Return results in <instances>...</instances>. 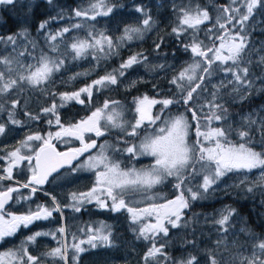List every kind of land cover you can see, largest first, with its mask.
<instances>
[{
	"label": "snow or ice",
	"instance_id": "1",
	"mask_svg": "<svg viewBox=\"0 0 264 264\" xmlns=\"http://www.w3.org/2000/svg\"><path fill=\"white\" fill-rule=\"evenodd\" d=\"M46 2L51 4L52 0ZM15 3L16 0H0V5ZM118 8H123V5L114 4L112 0H89L87 7L73 9L72 16L82 18L85 22L97 21L98 17H109ZM174 8L176 26L172 28L171 35L179 41L181 36L191 30L189 35L191 42L188 44L180 42L184 51L190 52L193 62L183 67L169 81L176 88V92L170 98H150L147 94L133 97L134 122L123 118V112L117 110L121 107L120 103L115 100H105L102 105L94 107L90 115L75 123L61 122L59 114L61 108L70 102L87 107L92 102L94 89L99 91L115 86L119 83L118 77L123 78L134 65L146 64L147 56L142 51L136 52L118 68L106 72L76 91L59 93L49 91L53 103L42 108L41 112L45 117H52L46 119V123L50 127L55 126L57 130L54 132L49 130L46 134L40 132L26 134L25 138L11 150L7 147L0 149L5 153L0 156V161H7L6 167H0V243L14 237L21 228L27 229L35 222L49 220L53 218L54 213L62 214L65 208L80 212L86 205L94 203L96 208L101 210L113 213L123 211L129 214L131 230L136 233V238L148 241L151 245L142 257L143 264H201V260L195 255L173 261L166 251V242L160 238L167 237L170 228H188L191 221L185 220L184 216L185 210L190 208V202L204 199V194L210 189L215 191L222 178L229 173L259 169L261 176L257 183L264 184V116L258 112L248 113L241 117L236 127H233L228 122V112L224 104L217 102L218 99H224L220 94V88L231 85L232 90L228 95L246 100L258 80L264 84V71L259 76L250 73V66L253 64L251 55L256 49L249 48L252 26L248 23L257 9L264 11V0H229L228 5L217 8L215 22L206 29L208 34L206 38L209 41L207 44L199 39L198 33L201 25L212 20L209 12L199 7L174 6ZM129 11L143 17L139 26H125L122 35L115 41L104 31L94 33L89 30L87 38H73L72 43L65 44L72 51V59L92 55L99 66L101 60L118 55V50L126 42L143 39L144 34L151 31L156 22L146 5L134 3ZM57 18L63 20L65 17L61 12L57 17L44 20L38 25V31L46 33L45 39L53 52L57 51L55 42L58 39L63 40L65 34L84 26L82 23H74L53 32L48 26ZM28 36L27 29L0 36V45H3L6 51L8 46H11V52H16L17 39L27 41ZM162 43L161 38L155 45L157 51ZM36 47V43L31 42V48L35 50ZM25 52H28L27 48L16 56L0 55V65H3V69H0V96L13 92L19 94L26 86L36 88L54 85V74L65 67L63 59L53 58L43 51L37 57H33L34 63L24 64L19 57L24 56ZM28 56H31L30 52ZM257 64L264 66V55L259 57ZM158 67L163 69L166 66ZM213 71L223 72L231 78L222 80L219 87L209 93L210 98L201 102V94L207 90L205 78L210 77ZM83 75L87 73H77L69 77V80H75ZM137 83L138 81L132 80L127 86L135 87ZM155 87L156 85H153L154 89ZM40 90L48 91L45 87H40ZM260 90L264 91V88ZM57 96L59 104L55 102ZM19 105V99L12 100L7 109L0 103V111H7V124H22V121L15 118ZM156 105H161V108L153 115L152 109ZM170 106H182L184 111L175 115H165L166 111H170ZM25 115L29 120L40 119V115L27 112ZM214 122L221 124L213 127ZM6 126L4 121H0V135L5 134ZM193 126L195 140L190 142L189 135L193 131ZM254 127L256 136L252 135ZM113 129L120 131L121 136L116 140L117 143L125 144V147L120 148L105 141L99 146L96 154H89L80 161L79 158L85 153L98 147L95 139L85 142L86 134L91 133L100 138L110 134ZM141 131H144L143 136L140 135ZM233 135L236 137L235 140L232 139ZM72 137L80 141L81 147L60 152L52 143L53 140L67 143L68 138ZM129 138L139 142L130 143ZM33 142L39 144L33 147ZM108 149L115 154H127L130 160L146 156L151 157L152 161L140 168L122 167L120 160L108 155ZM25 150L28 154H24ZM73 161L77 163L74 165ZM24 162H27L30 176L26 182L21 183L14 180L13 172L14 169L19 170V166ZM65 166H69L72 172H91L95 178L92 187L83 192H70L69 203L63 207L55 196L45 193L49 195L48 205L36 204L34 208H29L26 213L19 215L5 210V205L13 200V193L27 189L29 195L23 199L31 200L38 191H42V186L49 182V177H52L53 173L59 174V170ZM169 178L175 181L171 185L176 192L174 198H164L161 203L149 202L144 207L130 206L133 203L132 196L147 192L165 183ZM4 181H14V186L3 187ZM255 186L256 184H253L245 190L251 192ZM234 215L238 216L236 209L225 206L218 213V219L212 217L217 231L225 234L230 229L234 231L235 224L232 222ZM239 219L242 221L244 218ZM79 231L87 238L80 239L76 234H71L69 241V234L63 225L55 231H36L18 246L0 250V264H43L45 257L59 261L60 264H68L69 252L72 253V264H79L82 253L98 246L113 245L112 225L107 222L101 221L95 226L89 224ZM239 232L246 234V244H241L240 251L236 254H229L224 264H264V237L244 226L239 228ZM39 237H51L57 241V246L39 255H33L29 247L35 245ZM189 243L195 247V242ZM220 243L217 241V247ZM244 252L249 254L245 255ZM206 259H209V264H221L215 255Z\"/></svg>",
	"mask_w": 264,
	"mask_h": 264
},
{
	"label": "trees",
	"instance_id": "2",
	"mask_svg": "<svg viewBox=\"0 0 264 264\" xmlns=\"http://www.w3.org/2000/svg\"><path fill=\"white\" fill-rule=\"evenodd\" d=\"M88 2L89 0H52V3L49 4L46 2V0H16L14 5H0V36H7L27 29L29 32L27 41H24L22 38H18L17 44L19 46L24 41L25 45L23 46V50L27 48L28 52L31 53L30 57H37L42 51L51 56L57 57L62 55V53L59 51L53 52L46 42V33L43 31H38V25L42 21L48 20L52 17H57V14L61 12L64 14L65 18L63 20L57 18L55 22L49 24L48 27L50 30L56 31L63 27H69L74 23H82L84 25L80 29L72 30L69 32V35L66 34V38H72L76 36L87 38V33L89 30H92L94 33L95 31H102L103 28L101 25H106L112 27L114 31L111 34H109V31H105V29L103 31L106 32L107 35L112 36L113 40L115 41L117 37L122 35L123 28L125 26H139V22L143 17L137 13H131L129 11L134 3L146 5L150 10L153 20L156 22L152 30L144 34L143 39H134L131 42H126L125 45L118 50V55L112 56L107 60H101L99 66H97L95 58L93 57V68L85 71L82 69L78 72L87 73V75L79 76L75 80H69L70 76L65 75L63 76L62 83L57 84L55 81L54 85L49 84L40 86L45 87L48 90L45 92H41L40 87L32 88L26 86L24 87L23 91L19 92V94L13 92L14 96L12 98L7 97V94L0 96V102L4 104L5 109L9 107L12 100H20V105L17 106L16 109L15 118L22 121V125L24 127H32L41 134H46V132L49 130L53 132L56 131L57 128L55 126L50 127L46 123V119H51L52 117H45L41 112L42 108L48 107L51 103H53V97L48 94L49 91L57 93L74 91L82 84H89L90 81L95 77H99L106 74V72H111L114 68H118L125 58H128L133 53L141 51L147 56L146 64L134 65L126 73L140 68L147 72L148 75L152 77L151 79L149 77L147 82L138 83L135 85V87L124 88V77H118L119 83L117 85L104 88L100 91L95 90L93 93L92 102L91 104H88L87 107L84 105H79L76 102H70L64 108H61L59 113L61 122L64 124L69 122L75 123L81 118L90 115L91 110H94V107L100 106L105 100L118 101L123 105L129 106L128 110L134 112L132 111L133 97H140L144 94H147L150 98H170L172 94L176 92V90H165L171 86V84L166 80L155 81L154 77L157 76V74H159L161 71L174 67L177 62L181 60L193 59L190 52L184 51L180 42L182 41L184 44L191 42L189 40L191 30H189L188 34L181 36L179 41L175 36L171 35L172 28L176 26V11L174 6H185L191 8L199 7L200 9H206L209 11V15L212 17V20L201 25L200 31L198 33L199 39L203 40L204 43L207 44L209 41L206 38L208 35L206 29L211 27L215 22V18L218 15L216 9L229 4V0H112L114 4L123 5V8H118L109 17H98L97 21L85 22L82 18H76L72 16L73 9L87 7ZM159 3H162V5L158 6ZM161 7L162 10H160ZM159 29L160 35L156 37L154 33H156ZM262 34L264 35V33ZM161 38L163 39V43L161 44L159 51H157L155 49V45L156 43L160 42ZM31 42L36 43L37 47L35 50L31 48ZM2 52H5L4 55L11 54L12 56H16L17 53L22 51L16 50V52H11V46H8V50L6 51L5 47L0 45V54ZM28 52H25L24 56L19 57L24 64L29 59ZM66 55L72 56V52L66 51ZM91 56L92 55H89V57ZM71 62L74 63L73 60ZM151 62L154 63L152 64ZM159 65H165L166 67L161 69L158 67ZM256 65L257 63H253L250 66L251 73L258 74L260 71H264V66H260L259 69ZM0 67H3V65H0ZM75 74H77V72H74L71 76H74ZM208 79L209 77L205 78V83L208 81ZM153 85H156L155 89L153 88ZM5 96L7 99H4ZM55 102L59 104L58 96L55 98ZM218 103L224 104L228 112V118L237 117L247 110H253L264 105V94H262L260 97L251 94L249 95L248 99L242 101L241 103L233 104L229 101L222 100H219ZM160 108L161 105H157L155 107V113H157ZM175 109L184 111L182 106H170V111ZM205 111H207V109H205ZM25 112L31 113L32 115H40V119L29 120L25 115ZM167 112L168 111H166V113ZM194 128L195 126L193 127V132L191 134L192 140L195 139ZM143 133L144 131H141L140 135ZM120 136V131L113 129L110 134H106L104 137L100 138H103L102 141L108 139L117 147L123 148L126 145L123 143H117L116 140V138ZM86 138H93V136L87 135ZM232 139H236L235 135H233ZM134 141L136 142V139L129 138L130 143ZM99 142H97V144ZM0 149H2L1 146ZM111 153L112 154H110V156H112L114 159L120 160L122 166H127L128 164H131V161H134L130 159L124 160L125 154H115L112 150ZM3 155H5V153L0 151V156ZM13 175L14 178H18L19 180L26 182L29 172L25 174L13 172ZM71 175L72 174H68L65 177L67 182L63 183L64 185L62 190H59L57 193L52 192L51 190L47 191L42 188L44 191L56 196L61 207L69 203L68 194L70 192H83L90 189L88 185H86L89 183H86L84 186H82L80 184L74 183L72 179L67 180L66 178H69ZM86 176L87 173H85V177ZM174 182V179H171V183L173 184ZM11 183L13 182L4 181L2 186L8 187ZM246 188L247 183L234 185L231 189V192L224 199H222L220 203L227 204L229 207L236 209V212L238 213V216H236L244 218L242 220V226L248 227L260 236L264 237L263 208L253 200L254 197H257L255 194V189L253 188L251 192H248L245 190ZM170 190L171 194L168 196V184H165V186L161 187V191L165 193V198H167V196L172 197L176 194L173 187L170 188ZM28 195L29 191L27 189H21L19 193H16L13 198V204H11V207L9 208L10 211L17 215L24 214L29 208H34L36 204H50L49 196L45 195L43 191H38L31 200H24L23 197ZM185 195L187 196L188 193H185ZM15 204L16 209L12 208V206ZM217 206V203L206 202L205 199H199L197 201L190 202V208L185 210L184 216L185 220L191 221L190 226L188 228H181L182 235L180 238H178V240L166 243V251L173 261L184 259V256L186 258L188 255L200 254V251L197 249V247H192V244L189 243L190 241H196L201 237L200 235H194L192 233L194 230L199 228L195 224V219L198 215L215 210ZM101 221L112 225L113 238L128 239L131 244H133V241H137L136 233L131 230V222L128 213L123 211L120 213H113L107 210H101L96 208L95 204L93 203L86 205L80 212H74L71 208H65L62 214L54 213L53 218L49 220L38 221L37 223L29 226L27 229H19L14 237L7 238L6 241L2 243V249L18 246L27 236L38 230L55 231L62 225L66 228V231L69 234V241H71V234H76L78 238H83L85 235L81 233L79 229L86 228V226L89 224L95 226ZM57 239H59V234H57ZM246 240V234L241 233L238 240L240 245L246 244ZM42 241L43 238L40 237L37 239L35 245L29 247V251L32 252L33 255H39L40 253L57 246L56 240L51 241V243L47 246L45 245L48 243V240H44L46 242L45 245L42 244ZM87 255V253H84L82 256ZM71 256L72 253L69 252L68 264H72ZM43 264H60V262L54 261L52 258L45 257Z\"/></svg>",
	"mask_w": 264,
	"mask_h": 264
},
{
	"label": "rangeland",
	"instance_id": "3",
	"mask_svg": "<svg viewBox=\"0 0 264 264\" xmlns=\"http://www.w3.org/2000/svg\"><path fill=\"white\" fill-rule=\"evenodd\" d=\"M160 5H162V3L158 4V6H160ZM160 10H162V7L160 8ZM248 23H249V25L252 26L251 30H250V36H249V48L254 47L256 49V51H254L252 53L251 59H252L253 63H257L259 61V57L264 55V47H262V46H264V35L262 34V33H264V11L257 9V11L254 13V16L252 18H250ZM101 27L103 28V30L105 29V31H109V34H111L114 31L112 27H109L106 25H104V26L101 25ZM53 32H55V31H53ZM67 35H69V33H67ZM154 35L156 37L158 35H160V29L156 33H154ZM73 38L85 39L84 37H78V36L72 37V38L64 37L63 40L58 39V41L55 42L57 45V51L62 53V55L57 56V57L63 59L64 63H65V67L62 68L59 73L54 74V79H55L57 84L63 82V76H65V75H68L71 77V75L74 72L78 73L82 69H84V71H85V70H89V69L93 68V65H94L93 56L89 57V55H88L84 58L72 59L71 55H70L71 58L69 55H66V51H70V52H72V51L70 48L66 47L65 44L66 43L67 44L72 43ZM24 43L25 42L23 41L16 48V50L23 52L24 51L23 46L25 45ZM47 44L49 45L48 42H47ZM4 54H5V52H2L0 55H4ZM52 57L56 58V56H52ZM126 59L127 58H125V60ZM72 60L74 61V63L71 62ZM34 62H35V60L33 59V57H29L28 61L25 64L34 63ZM192 62H193V59L181 60V61L177 62V64L174 67H172L170 69H166L164 71H161L159 74H157V76L154 77V80L155 81L166 80L169 82L171 80V78L173 77V75L177 74L183 67H186L188 64H190ZM151 63L153 64L154 62H151ZM256 66L260 69V65L257 64ZM213 68L215 69V65L213 66ZM0 69H3V67H0ZM250 73H251V71H250ZM261 73H262V71H260L258 74L261 75ZM258 74H255V75L259 76ZM197 75H199V73H197ZM99 77H95L92 80H95ZM149 77L150 76L148 75L147 72L143 71L140 68H137L134 71H131L129 73H125L123 86H124V88L128 87L127 85L132 80H136V81H138V83L147 82ZM151 78L152 77H150V79ZM230 78H231L230 75L226 76V74L223 72L213 71V74L209 77L208 81L205 83V87L207 90L201 94V102H204L208 98H210L209 93L216 90V88L219 87L220 82L222 80L226 81V79H230ZM91 81H90V83H91ZM85 85L86 84H82L81 86L76 88L74 91L78 90L80 87H83ZM261 88H264V84H262L258 80L256 82L255 88L251 92V94H253L257 97H260L262 94H264V91L260 90ZM103 89L104 88H102L100 90H103ZM165 90L174 91V90H176V88L173 85H171L168 88H166ZM231 90H232L231 85H228L226 88H220V94L222 96H224V99L222 101H229L230 103H233V104L241 103L242 101H244V100H240L239 97L235 96V95L230 97L228 95V93H230ZM94 91H95V89H94ZM94 91H93V93H94ZM13 96H14V93L7 94V97L12 98ZM7 97L5 96L4 99H7ZM219 100L220 99H218L217 102ZM102 103H101V105H102ZM120 106L121 107L118 108L117 110L123 112V118L127 121H133L134 122L135 113L128 110L129 106L123 105L122 103H120ZM132 111H134L133 106H132ZM155 111H156V109L154 107L152 109L153 114L155 113ZM180 112H183V110H180V109L176 110L175 109L173 111H168L167 113H165V115H175V114H179ZM251 112H258L261 116H264V105H262L258 108H255L253 110H247V111L243 112L242 114L238 115L237 117H229L228 122L231 123L233 125V127H236L238 125V122L240 121L241 117H243V116H245ZM189 120H191L190 116H189ZM0 121H4L7 125L5 134L0 135V146L2 147V149L7 147L9 150H11L12 148H14L18 144L19 141H21L25 138L26 134H32V133L38 132L32 127H29V126L24 127L22 124L21 125L7 124V112H5V111H0ZM220 124H221V122L213 123L212 126L217 127V126H220ZM115 130H118V129H115ZM192 132H190V135H189V141L190 142L195 140V139H193V140L191 139ZM87 135H89V136L92 135L93 138H97V137H95L94 134H91V133L86 134L85 138L87 137ZM143 135H144V133L141 134V136H143ZM252 135L256 136L255 127L253 128ZM72 138H75V137H72ZM257 138H259V137H257ZM104 142L105 141L99 142L97 144L98 147L96 148V151L92 152V154H96L99 151V146L102 145ZM107 142L109 144H114L111 141H107ZM38 144H39V142H33L32 146L36 147ZM24 154H28L27 150H25ZM110 154H112L111 149H108V155L110 156ZM127 159H129V158H128L127 154H125L124 160H127ZM81 161H83V160H81ZM151 161H152L151 157H146V156L145 157H139L138 159L131 161V164H128L127 167L135 166L136 168H140L142 166L148 165L149 163H151ZM6 164H7L6 160L0 161V167H6ZM122 167H125V166H122ZM14 172H19L22 174L28 173L29 170L27 167V162H24L22 165H20L19 170L14 169ZM78 172H80V173H91V172H87V171H78ZM29 175H30V172H29ZM91 175L93 176L92 177L93 178L92 179V185H93L95 178H94V175L92 173H91ZM260 176H261V170H259V169H254L250 172L242 171V172H237V173H229L227 176L222 178L219 185L216 187L215 191L210 189L208 193L204 194V199L206 202H214V203H217L218 206L215 208V210H213L211 212H206L202 215H198L195 219V224L199 228L197 230H194V232H192V233L194 235H200L201 237L198 240L193 241V242H195V247H197V249L200 251V254L195 255V256H197L201 260V264H209V259H206V258H210L212 255H215L216 258L221 261V264H224V261L228 260L229 254H236L238 251H240V248H239L240 243L238 241L239 237L241 235V232H239V228L242 227V221L239 219L240 217H237L236 215L233 216L232 222L235 224V230L233 231L232 229H230L229 232L226 234L217 231V226L213 223L212 217H215L216 219L219 218L218 213L220 212V210L222 208H224L225 206H228L227 204L220 203L221 200L224 199L231 192V189L234 185L242 184L241 181H244L243 183H247V187H252L253 184H256V186L253 188L255 189V194L257 195V197L256 198L254 197L253 200L255 202H257L263 208V211H264V184H258L257 183L260 180ZM170 179H173V178H170ZM14 180L15 181H21L18 178H14ZM12 182L13 183L9 184V186H14L13 185L14 181H12ZM197 182L198 181H193V183H197ZM165 183H166V181H165ZM165 183H163V184H165ZM161 185H157L153 189H151L147 192L137 193L136 195L132 196L131 199H132L133 203L130 204V206L144 207L149 202H155V203L163 202L162 200L164 198V193L155 192V189ZM189 186H191V185H189ZM42 191L45 192L43 189H42ZM48 194H50V193H48ZM50 195L54 196L52 194H50ZM152 198H155V199L152 200ZM127 199L128 198L126 197V201H127ZM57 201L59 202L58 199H57ZM11 204H13V203H11ZM11 204L9 207L5 208V210L7 212L13 213L9 209L11 207ZM59 204H60V202H59ZM12 208L16 209V204L14 206H12ZM35 223H37V222H35ZM38 231H41V230H38ZM181 235H182L181 228H175V229L170 228L168 236L167 237L162 236L160 239L166 243L174 242V240H178V238H180ZM42 238H43V241H42L43 245H45V243H46L44 240H46V241L48 240V243L45 246L49 245L51 243V241H53V239L51 237H42ZM86 238L87 237L84 236L83 238H80V239H86ZM217 241L221 242L219 247H217ZM132 243L133 244H131L130 241H128V239L113 238V245L110 247H99L98 246L95 249H90V250L84 252V253L88 254L87 256H82L84 254V253H82L79 257V264H143L142 257L144 255V253L147 251V249L151 246L150 243L148 241H145L142 239H137V241H133ZM54 247H56V246H54ZM54 247H52V248H54ZM85 247H87V245H85ZM192 247H193V245H192ZM2 250H6V249H2ZM244 254L247 255L249 253L244 252ZM183 258H185V256Z\"/></svg>",
	"mask_w": 264,
	"mask_h": 264
},
{
	"label": "flooded vegetation",
	"instance_id": "4",
	"mask_svg": "<svg viewBox=\"0 0 264 264\" xmlns=\"http://www.w3.org/2000/svg\"><path fill=\"white\" fill-rule=\"evenodd\" d=\"M156 107V106H155ZM156 113H154L153 115H155ZM90 139H95L96 142H99V141H102L103 138H85V142H89ZM105 141H110V140H105ZM139 141L136 140V142H131V143H138ZM53 144H55L56 146V149L58 151H63L65 149H70V148H79L81 147V143L78 139L76 138H68V142L67 143H63L61 141H57V140H53L52 141ZM96 151V149H91L89 150V153H85L84 156L80 157V161L81 160H84L86 158L87 155L89 154H92V152ZM77 163V161L73 162V164L75 165ZM68 174H72L69 178H66L67 180H70L72 179L74 183L76 184H80L82 186H84L86 183H89V184H86L88 185L89 188H91L92 186V175L91 173H87V176L85 177V173L81 174L80 172H72L68 167L66 168H63L59 171V174H55L53 175L52 177L49 178V182L46 183L45 185L42 186L43 189L49 191L51 190L52 192H58L59 190H62L63 188V183H66L67 181L65 180V177L68 175ZM30 175H28V178H29ZM53 177H55V179H53ZM165 184H168V196L171 194V190L170 188H172V183H171V179L169 178ZM165 184H162L161 186H158L156 189H155V192H162L161 191V187L165 186ZM14 185V184H13ZM164 193V192H162ZM16 193H14L15 195ZM14 195H13V198H14ZM167 196V199H172L174 198V196L172 197H168ZM164 198H165V193H164ZM163 198V199H164ZM163 201V200H162ZM13 202V200H12ZM159 203V202H157ZM161 203V202H160ZM19 215V214H18ZM2 243H0V249H2Z\"/></svg>",
	"mask_w": 264,
	"mask_h": 264
},
{
	"label": "water",
	"instance_id": "5",
	"mask_svg": "<svg viewBox=\"0 0 264 264\" xmlns=\"http://www.w3.org/2000/svg\"><path fill=\"white\" fill-rule=\"evenodd\" d=\"M68 150H69V149H65V150L60 151V152H64V151H68ZM73 162H75V161H73ZM66 167H68V166H65L64 168H66ZM62 169H63V168H62ZM60 170H61V169H60ZM60 170H59V171H60ZM55 174H56V173H53V175H55ZM49 178H50V177H49ZM11 203H12V200L9 201V203L5 205V208L9 207Z\"/></svg>",
	"mask_w": 264,
	"mask_h": 264
}]
</instances>
